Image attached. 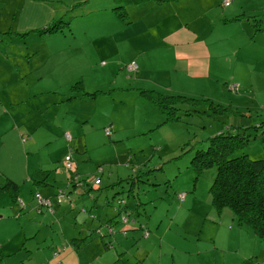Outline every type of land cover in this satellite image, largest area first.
Segmentation results:
<instances>
[{
  "label": "rangeland",
  "instance_id": "obj_1",
  "mask_svg": "<svg viewBox=\"0 0 264 264\" xmlns=\"http://www.w3.org/2000/svg\"><path fill=\"white\" fill-rule=\"evenodd\" d=\"M63 1L0 0V36L8 38V36L12 37L25 30L43 34L41 29L53 23L57 18L59 19L70 8L65 7V2L73 5L85 0ZM96 1L92 0V3ZM215 1L216 3L213 0H203L196 6L193 3L192 8L195 6V9L203 12V15L195 17L191 12H187L183 24H181L182 28L200 32V47L182 53L173 47L162 51L164 65L169 68L175 66L178 68L177 87L183 89L187 83L194 90V94H187L182 98L177 97L168 102L170 106H177V110L173 114L174 119L166 121L168 112L145 97L141 99L143 101H140L137 98H132L133 96L119 94L118 99L123 97L131 106L129 108L130 118L132 117L140 123L136 125L137 129H144V125L151 122L147 129L158 127L151 130L154 135L152 137H148L149 134L133 135L132 138H125L115 147L105 146L104 139L97 135L92 139L95 144L94 148L75 153L72 171H78V175L82 178L86 179L97 174L99 165L106 169L105 174H99L102 177L100 186H103V189L98 193L100 201L107 195H115L127 199V208L130 210V212L128 211L130 213V228L126 229L127 223L123 222L121 214L117 219L115 218L116 202L110 204L105 213L113 220L110 225L113 227V232L110 233L108 223H100V230L104 237L99 234V239H95L91 245L81 252H74L79 259L75 264H111L112 262L115 264V262L125 263L126 261H129L128 264H135V261L132 260L138 251L137 240L145 242V248L150 251L152 259L160 254L168 256L170 252H175L180 256L182 264H186V258L194 262L202 256L215 259L216 264L221 262L264 264V237H255L247 225L239 226V221L230 207L223 208L219 212L212 204L210 187L216 176L217 167L207 168L198 175L191 163L196 151L206 148L209 138L220 131H234V129L242 128L241 126L248 128L262 122L264 124V106H262L264 103L262 100L264 99V75H253L254 68L261 65L259 59H264V0H223V3ZM226 2L229 3L226 4ZM105 3L110 5L107 0L106 2H97L96 6ZM155 3H162V0H152L140 5L130 2L127 6L114 10V16L100 15L99 18L101 19L103 16L104 19L102 28H98L100 24L89 25L93 22L91 20H95L91 16L74 19L76 30H79L81 22L82 27L93 34L89 40L93 69L86 70L85 75L79 78L93 89L90 92H94L96 88L108 91L122 85L123 79L127 78H129L128 81L123 82L125 87H146L158 90V82L153 81L161 80L156 75L150 76L151 81L144 82L141 71L131 73L123 68L124 71L119 72L132 58L140 60L139 62L144 64L143 55L133 47L132 39L129 38V30L133 24L135 31L145 32L143 36H148L146 43L151 46L156 45L159 40L165 39L163 32L166 28L170 29L180 25L178 21L175 22V18H171L166 20L165 24L167 25L158 28L154 20H149V16L157 13L166 14L169 7ZM226 17L230 18V22H225ZM63 22L64 30H70L68 21L64 20ZM46 23L48 24L45 25ZM242 26L249 28L248 33L241 31ZM62 29L56 31H62ZM8 30H10L9 34ZM28 33L29 31H26L22 34ZM95 33H101L102 36L96 37ZM57 47L58 45L55 49ZM236 50H240V52L235 54ZM176 54H180L178 61L175 59ZM41 56L45 58L47 55L42 53ZM202 56H207V63L204 60L205 74L196 75L197 69L194 67V61L196 57ZM60 60L61 57L57 55L54 64ZM102 60H106L108 63L102 65ZM67 72L70 74L72 71L68 70ZM40 73L38 71L34 76L31 75L29 81L39 82ZM233 76L235 80L231 78ZM241 77L242 82H237ZM76 81L71 85L65 84L58 88L60 93L71 89L69 93H64V98L82 95ZM63 83L68 82L63 80ZM232 83H235L238 88L232 90L230 88ZM139 88L134 90L138 91ZM45 89L46 86L36 84V88H33L31 92L33 99L41 101L46 96L54 94H42ZM82 91H87V89ZM1 96L2 92H0ZM80 97L74 99L73 104L68 106V109L62 110L61 113L76 111L80 106ZM45 111H48V108ZM56 113L58 111L50 110L48 114L44 112L41 115L45 122H52ZM146 118L149 119L145 120ZM127 129L130 131L131 127H127ZM254 130L255 128L251 126L245 131L251 134L256 132L258 135L252 137L250 142L238 150L237 154L241 155L246 152L251 159H262L264 158V125L260 130L255 132ZM1 134L2 122L0 121V136ZM63 134L62 129L51 133L52 139L55 141L53 156L56 157V169L48 171L47 179L53 171L52 179L56 181V184L53 185L57 191L66 189L70 183V175L65 162L67 153L63 151ZM19 137V141L11 144L10 159H7L18 162L12 172L19 179L25 178L27 170L30 173H35V177H40L41 172L46 175L50 166L43 170L37 166L47 148V137L43 136L37 146L30 145L31 138H26L27 143H23L26 141L25 138L22 135ZM105 138L110 140L107 136ZM130 147L132 150L129 151ZM21 151L38 153V156L33 154L34 158L31 159L29 168H23L24 172L20 168V165L23 164L20 160L23 158ZM23 186L27 188V185L21 187ZM28 190L24 197L31 196L30 199L33 198L32 201L36 205L35 190H30V188ZM181 191L187 194L183 202L178 197V193ZM44 197L46 196L44 195ZM55 197L54 195V200L57 198ZM71 197L75 201V204L72 205L75 210L71 214V221L63 218L61 223L64 226L71 227L76 224L80 227L84 223L79 221L80 214L86 215L85 208H82L84 205H81L82 196L72 192ZM4 198L12 202L14 208L18 210H20L21 200L27 205L23 196L19 195L18 199H13L9 193L0 191V216H2L3 203L6 202ZM76 204L77 208H75ZM87 204L86 208L90 213L94 208L93 203L88 202ZM80 206L82 210H80ZM63 207H65V203L59 204L56 201L51 212L58 213ZM31 208H22L20 211L22 222L15 214H10L11 212L6 214L11 215L10 219L0 217V247L2 248V240L6 242L0 264H23V259L20 257L22 253L16 251L19 250V238L26 240L25 244L32 247L29 248L32 255L26 248L21 251L26 252L25 260H34L36 264H41V259L45 257L41 252L44 250L50 253L53 250L51 245H47V238L44 239L47 232L55 230L58 240H62L65 234L73 237L72 231H66L62 224L59 227H52L49 220H46L47 224L43 225V232L39 231V226L37 228L35 226L36 222L39 225V219L29 215ZM35 209V212L40 215L38 213L40 208L36 206ZM133 217L147 222L148 227L140 226L143 235L139 234V230L134 229L137 224L131 222L135 221ZM172 222L173 226L171 227ZM47 225L48 230L45 229ZM166 228L168 231H165ZM108 230L109 233H107ZM36 231L39 234L38 240L41 242L40 248L34 239ZM97 234L96 232L93 237H97ZM111 237L112 239H110ZM100 240H102L103 247ZM207 247L213 249L208 251ZM87 255L90 257L84 262ZM177 264L179 263L177 262Z\"/></svg>",
  "mask_w": 264,
  "mask_h": 264
},
{
  "label": "crops",
  "instance_id": "obj_2",
  "mask_svg": "<svg viewBox=\"0 0 264 264\" xmlns=\"http://www.w3.org/2000/svg\"><path fill=\"white\" fill-rule=\"evenodd\" d=\"M58 1L62 2L63 0ZM99 1L106 2L107 0H97L93 3L92 0H85L77 2L73 5L65 2V7H74L73 11H70L69 8L59 18H63V20L68 21V23L70 24V30L68 31L64 30L63 28L62 31H53L42 34L37 31L32 32L31 30H25L19 32V34L17 35H13L12 37L8 36V38L3 35L0 36V92H2V96L0 97V121L2 122V134L0 136V181H2V178L4 179L6 176H12L13 178L17 179L18 181L10 177L19 184L18 194L16 197L14 196L13 199H18L17 197H19L20 195L21 197L23 196V198H25L24 200L27 202L26 205V203L21 200L24 204V207L23 204H20V210H18L14 208L12 202H10L9 200L7 201L4 198V201L6 202L3 203L2 207V216H0L2 217V219H10L11 215L6 214L11 212L10 214H15L18 217V220L22 222L23 218L20 211H22V208L27 209L29 207H32L29 211V215H32L35 218L39 219V225L38 222H36L37 224H35L36 228L37 226H39V231L43 232V225L47 224L48 222L46 220H49L52 227H59V225L62 224L61 222H63V218H67L71 221V214H73V210H75L74 206L72 205H74L75 202L71 203L65 201V207H63V209L58 213L50 212L45 209L41 212H39L38 210V213H40V215H38L35 212V207L37 206V204H34V202L32 201L33 198L30 199L31 196L24 197L26 192L29 191V188L30 190H35L34 195L36 192H39L43 196L45 195L46 197L49 196L52 198L54 195L56 196L57 192H59L56 190V188H54L55 185H53L56 184V181L52 179L53 171H51V175L47 179L48 171L56 167V157L53 156V146L55 141L51 136V133L53 134L56 130L62 129L64 131L63 151L65 153H68L71 147H76L79 151L91 150L95 147L92 139L97 135L101 136L104 139L105 146L115 147L118 146L119 143L123 142L125 138H132L133 135L140 136V130H145L142 132H145L144 134H146L147 130L158 128L150 127L151 129H147L151 124V122H148L146 125H144V129L138 130L136 125L140 123L136 122L134 118H130L131 113H129V108L131 106L129 105V102L125 101L123 97H121V99H118L119 94H125L130 97L133 96L132 98L134 99L137 98L140 101H143L141 99L144 98L135 94L136 91L134 90L133 86L125 87L123 85L125 84L123 82H127V79L129 78L123 79L124 81L121 83L122 85H118L117 87H114L108 91L101 88H96L94 89V92L100 89L97 95L91 96L85 94V92L91 91L93 89H91L90 86L86 85L85 81L82 82V80H79V78L85 75L84 72L86 70L93 69L92 54L89 51V47L91 45L89 40L93 36V34L87 29H84L81 22L79 23V30H76L74 28L76 25V21H74V19L77 17L91 16L95 20H91L93 22H91L89 25L92 26L100 24L98 28H102V21L104 20L103 16L106 14L114 16L113 11L117 10L115 9L116 7L127 6V4L130 2H134V4L140 5L142 3L145 4V2L148 3L152 0H109L110 5L105 3L104 5L96 6L97 2ZM202 1L203 0H162V3H155L156 5H164L169 7V11L166 14L157 13L149 16V20H154L158 28L162 27L163 25H167L165 24L166 20H170L171 18H175V22L178 21L180 23V25L173 26L170 29L166 28L163 32L165 39L159 40L156 45L151 46L146 43L148 36H143L145 32L135 31L134 24L129 30V38L132 39L133 47L144 57V64L140 63V60L136 59L139 62V71L137 73H139L140 71L142 72V80L144 82L151 81V75L158 76L159 80L161 81L153 82H158V90L161 92L182 95L194 94V90L191 88L190 84L186 83L183 89H179L177 87L176 80L178 77V68L177 66L169 68L164 65L162 51L164 49H167L168 47H173L176 51L178 50V52L182 53L183 51L198 48L201 46L199 37L200 32L198 33L196 30H190V28H182L183 25L181 24H183V19L186 17L187 12H191L195 17L203 15V12L195 9V6L198 3L200 4ZM218 1L220 3H223V0ZM213 2L216 3L215 0H213ZM193 3H195V6L192 8ZM203 5L205 4L203 3ZM100 15H103L101 19L99 18ZM226 18L227 19H225V22H230V18ZM47 24L48 23H46L45 25ZM242 28L243 29L241 31L248 33L249 28H247L246 26H242ZM9 31L10 30L7 31L8 34ZM26 31H29V33L23 35L22 33ZM103 35H105V33H103ZM95 36L101 37L102 35L101 33H95ZM57 45L58 47L57 49H55ZM239 52L240 50H236L235 54ZM42 53H45L47 56L43 58L41 56ZM57 55L61 57V60L57 64H54V60ZM179 55L180 54H176V61L179 60ZM134 59L135 58H132L126 64ZM204 60L205 63H207V56L195 58L194 67L197 69L196 75L205 74ZM259 61L261 62V65L258 68H254V76L256 74L264 75V59H259ZM107 63L108 62H106V60L101 61L102 65H106ZM126 64L119 72L124 70L129 72L126 68ZM123 68L125 69L123 70ZM68 70H71L72 72L68 74ZM38 71L41 72L38 76L39 82L34 83L33 80L29 81L31 75L34 76ZM231 78L235 80L234 76ZM117 79H119L118 76ZM63 80L67 81L68 83H63ZM75 81H81V85L79 86L83 88L80 90L82 95H78L74 98H64V93H69L71 89L60 93L58 91V88L64 86L65 84L71 85ZM237 82L241 83L242 77ZM38 83L42 86H46V89L42 92V94H54L51 96H46L41 101H39L38 99H33V94L31 92L33 88H36V84ZM86 89L87 91H82ZM78 97H80V106L76 111L61 113L62 110L68 109V106H71L73 104V100ZM262 106H264V103ZM46 108H48V111H45ZM50 110L58 111V113L55 114L52 122H45L41 113L45 112V114H48ZM149 118H146L145 120ZM107 124H111L113 127V136L110 140L105 138L106 133L103 129V126ZM130 125H133V134H129L126 130L127 126ZM66 130L71 131L73 135L72 141H68L65 139ZM21 135L22 137L24 136V140H26H22L23 143H27L28 140L26 138H31L30 145L33 146L39 145L41 141L40 139L43 136L47 137V148L44 151L42 160L39 161V165L37 166L41 170H43V168L47 166H50V168L46 171V175L41 172L40 177H35V173H30L27 170L25 173V178L19 179L12 172L14 171V168L18 164V162L7 159H10L9 153L12 150L10 148L11 144L13 142L19 141V136ZM67 141L70 143H68ZM158 145L160 144L158 143ZM130 149L132 148L130 147ZM21 152H23V158H21L20 160L23 162V164L20 165V168L21 171L24 172L23 168H29L31 159L34 158L33 154H36L38 156V153H32L31 151L26 153H24V151ZM99 167L100 165L98 166V168ZM105 173L106 169L104 168L102 174ZM22 185H27L28 189L25 188V186L21 187ZM96 189L97 188L93 189L89 197L88 195L80 194L82 196L81 205H84V207L82 208L88 206L86 201H94V198L95 200H97L95 202L96 206L92 205L94 206V208L90 211V213L89 211L85 212L86 215L84 214L83 216L82 214H80L79 221L84 223L80 227L76 224H73L71 227L64 226L62 224L63 228L66 231L73 232V237L67 236L65 234L62 240H58L54 232L55 230H52L49 233L47 232V235L44 237V239L47 238V245H51L53 247V250L50 253H47V251L44 250L41 252V254L45 256L43 259H41V264H75V262L79 259H77V255H75L74 252H81L86 247H88V245H91L92 242L95 241V239H99L98 237H93L96 234L95 230L101 228L100 223L112 220V218H109V215L105 212L109 207L107 206L108 201H110V203L112 201L113 204V201H115V197L114 195H107L103 200L100 201L98 193L101 189ZM101 202H105L106 206L101 204ZM100 205L104 208L103 211ZM75 208H77V204ZM82 208L80 206V210H82ZM47 217H49V219H47ZM118 217L119 213H116L115 218L117 219ZM112 222L113 220L110 221L111 224ZM132 223L137 224L134 229L139 230V234L141 233L140 235H143V231H141L140 229V224L146 225L147 222L144 220L140 221L139 219H135V221H132ZM146 226L148 227V224ZM172 226L173 222L171 223V227ZM126 227V229L130 228V223H127ZM45 229L48 230V225L45 227ZM165 231H168V229L166 228ZM24 236H26L25 232ZM148 236L150 238V234ZM87 237L88 239L87 241H85ZM34 239L39 245L38 248H40L41 242L38 240L39 234H37V231L34 234ZM110 239H112V237ZM100 242L102 246V240H100ZM5 243L6 242L2 240V248L0 247V259H2V252L5 251ZM25 243L26 240H21L19 238V250L16 251L22 253L20 257L23 259V264H36L34 260H25L26 252H21L24 248H26V250L29 251L30 255H32L31 249H29L32 247L27 246ZM136 243L138 244V251L135 254L134 259L132 260L135 261V264H177V262L179 264H182L180 256L176 255L175 252H170L168 256L160 254L157 255L156 258L152 259L150 256V251L145 248V242L137 240ZM57 249H59V252L57 255H55V251ZM211 249L213 248L207 247L208 251H210ZM90 255H87L85 257L84 262L89 259ZM177 258L178 261L176 262ZM128 262L129 261H126L125 263L115 262V264H128ZM195 263L216 264V260L208 257L204 258L202 256L201 258H197L194 262H192L186 258V264ZM111 264H113V262ZM219 264L227 263L221 262Z\"/></svg>",
  "mask_w": 264,
  "mask_h": 264
},
{
  "label": "trees",
  "instance_id": "obj_3",
  "mask_svg": "<svg viewBox=\"0 0 264 264\" xmlns=\"http://www.w3.org/2000/svg\"><path fill=\"white\" fill-rule=\"evenodd\" d=\"M120 8L121 7H116L115 9L118 10ZM73 9L74 7H71L69 10L73 11ZM63 21H64L63 18L56 19L53 23H51L50 25H48L47 27L41 30L44 33H48L62 29L64 28ZM132 62L137 63L138 67L136 69L129 68V65ZM126 68L131 73H133L134 71L138 72L139 63L136 59H134L128 64H126ZM77 85H78V89H83L81 86H79L81 85V81L77 82ZM133 88L138 89L139 87H133ZM99 90L96 92L87 91L85 92V94L94 96L99 93ZM135 94H137L142 98L144 97L147 98L148 100L152 101L153 103L161 107L164 111H167L169 115L166 118L167 119L166 121L173 120L174 119L173 114L177 110V106L174 105L170 106L168 102L171 101V99H175L177 97L178 98L180 97L182 98L183 96L185 97V95L182 94L164 93L157 89L146 88V87H140ZM263 125L264 124L262 122L261 124L251 125V126L255 128L254 130L255 132L260 130V128ZM251 126H249L248 128L246 126L245 127L241 126L242 128L240 129H234V131L230 130L228 132L220 131L216 135L210 137L208 146L206 148L198 149L194 154V156L192 157L191 163L198 175L201 174L207 168L213 166L217 167L216 176L210 187V192L212 194V204L219 212H221L223 208L230 207L233 210L235 216L237 217L240 225H247L253 231L255 237L263 238L264 237V158L251 159L246 152L241 155L237 154L238 150L243 148L244 145L250 142L252 137L258 135L256 132L255 134L245 132ZM127 127H131L130 131L126 128L127 132L129 134H133L134 133V130L132 129L133 125ZM112 128L113 127L111 124H107L103 126L106 136L110 139L113 136ZM155 129L157 128H154L153 130ZM66 133H70L71 135L70 140H68V138L66 137ZM140 133H141L140 135H143L145 132L141 131ZM146 134L150 135L148 137H152L154 135L153 132H151V130L147 131ZM65 137L66 140L72 141L73 135L69 130H66ZM77 149L78 148L76 147L74 148L71 147L69 149V152L65 156L67 169H71V171L73 168L74 155L76 152H79V150ZM130 150L132 149H129V151ZM68 163L71 164V167H68ZM76 170H78L77 167ZM97 171H98L97 174H95L93 177H88L86 179L78 175V171L75 172L72 171L73 173H70L69 171L70 183L68 184L66 189H61L63 191L66 190L68 193V197L66 198L65 201L71 203L75 202L71 197L72 192H76L77 194H81V195H88L89 197L90 193H92L94 188H97L98 190L99 189L102 190L103 186H100V184H102V177L99 174L100 173L102 174V172L104 171V167L100 166ZM76 181H84V182L87 181V184L85 183L84 184L85 186L83 185L78 187V185L75 184L77 183ZM18 190H19V184L10 177L6 176L4 179L2 178V181H0V191L8 192L9 194H11L13 198L14 196L15 197L17 196ZM181 193H184V197L180 196ZM114 197H115V201H113V204L114 202H116L115 203L116 208L117 207L124 208L122 209V211H120V214L121 212H126V211L130 212V210L127 208L128 206L127 199H126L127 201L126 204L125 203L119 204L117 201L121 197H116L115 195ZM178 197L180 201L183 202L185 201L187 194L186 192L181 191L178 193ZM93 200L94 201L89 200V202L93 203L92 205L96 206L95 202L97 200H95V198ZM56 201H58L57 198L56 200L53 199V205L51 207H48V206L40 205L36 200L37 206L38 208H40L39 212L45 209L51 212L52 211L51 208L54 207ZM58 203L62 204L64 202L58 201ZM86 203H88V201H86ZM101 204L106 206L105 202H101ZM110 204H112V201L111 203L110 201H108L107 206H110ZM119 205H121L122 207H120ZM100 207L102 208L103 211L104 208L101 205ZM85 210L86 212H88L86 207ZM118 210L116 209V213H119ZM110 221L112 220L105 221L104 223H108V226L110 228L109 230L111 233L113 232V227L110 226L112 225L110 224ZM140 225L142 227H147L144 224H140ZM109 230L107 231V233H109ZM95 231L98 233L97 237H99V234H101V237H104L103 234L101 233L100 228L96 229ZM87 239L88 237L85 239V241H87ZM58 252L59 249L55 251V255H57ZM43 264H47V263H43Z\"/></svg>",
  "mask_w": 264,
  "mask_h": 264
},
{
  "label": "built area",
  "instance_id": "obj_4",
  "mask_svg": "<svg viewBox=\"0 0 264 264\" xmlns=\"http://www.w3.org/2000/svg\"><path fill=\"white\" fill-rule=\"evenodd\" d=\"M229 2H226V4H228ZM138 66H137V63L136 62H132L130 65H129V68L130 69H136ZM232 90H235V89H237L238 88V86L235 84V83H232V85H231V87H230ZM66 137L68 138V140H70L71 139V135H70V133H66ZM68 160H69V158H68ZM68 167H71V164L70 163H68ZM69 171H70V173H73L72 171H71V169H68ZM77 180V179H76ZM77 183H75L76 185H78V187L79 186H83L85 183L87 184V181H76ZM85 186V185H84ZM180 196L181 197H184V193H181L180 194ZM56 197H57V200L59 201V202H63L64 200H65V198H67L68 197V193H67V191L66 190H60L57 194H56ZM34 198H35V200H37L38 201V203L40 204V205H43V206H48V207H51L52 205H53V199L52 198H49V197H44L42 194H40L39 192H36L35 193V195H34ZM119 204H123V203H125L126 204V200L125 199H123V198H120V199H118V201H117ZM21 204H23V202L21 201ZM120 207H122L121 205H119ZM122 209H124V208H122ZM121 216H122V220H123V222H125V223H129L130 222V220H129V218H130V213L128 212V211H126V212H121Z\"/></svg>",
  "mask_w": 264,
  "mask_h": 264
},
{
  "label": "water",
  "instance_id": "obj_5",
  "mask_svg": "<svg viewBox=\"0 0 264 264\" xmlns=\"http://www.w3.org/2000/svg\"><path fill=\"white\" fill-rule=\"evenodd\" d=\"M126 202H127V201H126ZM118 209H119V214H120V211H122V208H118V207H117V210H118Z\"/></svg>",
  "mask_w": 264,
  "mask_h": 264
}]
</instances>
